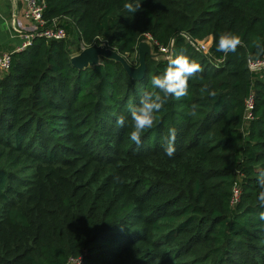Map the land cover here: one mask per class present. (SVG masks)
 <instances>
[{
	"label": "trees",
	"instance_id": "16d2710c",
	"mask_svg": "<svg viewBox=\"0 0 264 264\" xmlns=\"http://www.w3.org/2000/svg\"><path fill=\"white\" fill-rule=\"evenodd\" d=\"M135 2L47 0L44 18L71 20L76 39L65 26L67 39L37 37L12 55L0 79V264H264V77L247 64L252 42L264 45V0H140L133 15L123 5ZM229 32L245 46L225 56L216 46ZM147 36L157 52L173 48L168 59L147 55L139 81L109 59L71 64L103 45L137 67ZM209 38L208 56L190 44ZM181 55L204 71L188 97L167 100L138 146L128 104Z\"/></svg>",
	"mask_w": 264,
	"mask_h": 264
},
{
	"label": "clouds",
	"instance_id": "9594fccd",
	"mask_svg": "<svg viewBox=\"0 0 264 264\" xmlns=\"http://www.w3.org/2000/svg\"><path fill=\"white\" fill-rule=\"evenodd\" d=\"M140 0L135 3H125L124 9L133 15L142 9ZM183 35V34H181ZM253 47L256 49L255 54L248 53V62L250 66H257L264 64V45L259 41H253ZM244 42L239 35L233 33H224L219 36L217 51L224 53L227 56L230 53H236L241 47H244ZM203 67L190 60L186 56H177L170 59L168 67L160 75L151 77V91H146L140 98L139 104L134 105L131 101L128 104V111L133 121L134 130L130 133V139L136 144H141L142 134L153 128L157 120V113L163 108L164 104L170 97L177 100L188 97L189 95V81L195 78L199 73H203ZM208 92V95L215 96V91H208V85L201 88V93ZM198 105L192 104L190 106L189 115L195 117L197 115ZM126 123V118L120 116L117 124L123 127ZM176 129L170 128L168 130V137L164 144V150L168 157H172L175 153L174 142L176 140ZM258 183L261 187L259 193V202L264 206V170L259 172ZM260 219L264 220V212L260 213Z\"/></svg>",
	"mask_w": 264,
	"mask_h": 264
},
{
	"label": "built area",
	"instance_id": "2783aa9c",
	"mask_svg": "<svg viewBox=\"0 0 264 264\" xmlns=\"http://www.w3.org/2000/svg\"><path fill=\"white\" fill-rule=\"evenodd\" d=\"M22 4V16L30 24V29L26 32L18 31L17 37L21 41L20 45L13 51H6L0 53V79L9 71L11 65L12 55L15 52L25 50L30 47L33 40L37 37L43 38L47 41H61L68 38V34L65 30L66 19H54L48 21L44 18V13L47 6V0H21ZM151 42V38L147 36ZM146 37V38H147ZM210 38L203 41H191L190 44L194 49L204 56L209 55ZM173 48V42L169 47H158L160 54L167 55L168 51ZM169 49V50H168ZM264 59V57L262 58ZM248 68L252 74H260L264 77V64L257 66H250L247 60ZM245 105V121L252 120V111L254 108V97L252 93L248 94L244 101ZM239 190L237 187L233 188L231 205H234L238 201ZM67 264H84L81 257L70 258Z\"/></svg>",
	"mask_w": 264,
	"mask_h": 264
},
{
	"label": "water",
	"instance_id": "95a60500",
	"mask_svg": "<svg viewBox=\"0 0 264 264\" xmlns=\"http://www.w3.org/2000/svg\"><path fill=\"white\" fill-rule=\"evenodd\" d=\"M137 56L138 66L131 67L126 59L118 54L116 51L107 49L105 46L92 45L88 48L83 49L79 54L71 58V64L74 68L78 70H84L97 65H100L101 59H109L119 63L127 72V74L134 80H141L145 72V57L148 55L153 59H158L157 55L151 54L149 48L142 43V41L137 46ZM159 56L163 59L170 58L171 54Z\"/></svg>",
	"mask_w": 264,
	"mask_h": 264
},
{
	"label": "crops",
	"instance_id": "0c3cea01",
	"mask_svg": "<svg viewBox=\"0 0 264 264\" xmlns=\"http://www.w3.org/2000/svg\"><path fill=\"white\" fill-rule=\"evenodd\" d=\"M29 29L30 24L22 16L21 0H0V53L15 50L21 42L17 32Z\"/></svg>",
	"mask_w": 264,
	"mask_h": 264
},
{
	"label": "rangeland",
	"instance_id": "374dc122",
	"mask_svg": "<svg viewBox=\"0 0 264 264\" xmlns=\"http://www.w3.org/2000/svg\"><path fill=\"white\" fill-rule=\"evenodd\" d=\"M65 25L66 26H68L69 28H70V30H71V32H72V30H73V28H74V25H73V22L71 21V20H68L67 21V24L65 23ZM69 38L71 39V40H75L76 39V35H75V33H71V35H69ZM142 43H144L148 48H149V50H150V52H151V54H153V55H157V57H158V59L159 58H161L160 56H159V53L155 50V47H154V45H153V43L150 41V39L147 37V38H145L143 41H142ZM139 55V52L137 53V56Z\"/></svg>",
	"mask_w": 264,
	"mask_h": 264
}]
</instances>
